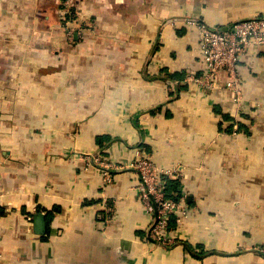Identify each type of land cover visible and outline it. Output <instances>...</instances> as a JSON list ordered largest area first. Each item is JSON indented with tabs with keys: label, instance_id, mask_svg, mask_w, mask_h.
Wrapping results in <instances>:
<instances>
[{
	"label": "crops",
	"instance_id": "1",
	"mask_svg": "<svg viewBox=\"0 0 264 264\" xmlns=\"http://www.w3.org/2000/svg\"><path fill=\"white\" fill-rule=\"evenodd\" d=\"M262 14L264 0H0V264H264V51L242 56L239 95L223 71L201 85L187 22ZM238 121L249 131H227ZM141 148L192 198L169 246L148 240Z\"/></svg>",
	"mask_w": 264,
	"mask_h": 264
},
{
	"label": "built area",
	"instance_id": "2",
	"mask_svg": "<svg viewBox=\"0 0 264 264\" xmlns=\"http://www.w3.org/2000/svg\"><path fill=\"white\" fill-rule=\"evenodd\" d=\"M187 22L199 33L197 47L204 66L203 75H192L189 80L212 87L216 85L218 75L223 71L229 73L228 88L239 95L242 56L256 58L264 51V14L237 20L223 29L199 18H189ZM92 160L102 170L104 184H111L114 180L115 164L101 154H96ZM132 166L142 180L138 187L141 200L148 214L153 217L148 240L161 245H172L177 241L174 232L187 227L193 213L191 205L187 202V193L181 191L178 199L166 197L164 178L177 177L178 169L158 168L144 148L139 149ZM172 218L175 220L174 226L170 225Z\"/></svg>",
	"mask_w": 264,
	"mask_h": 264
},
{
	"label": "trees",
	"instance_id": "3",
	"mask_svg": "<svg viewBox=\"0 0 264 264\" xmlns=\"http://www.w3.org/2000/svg\"><path fill=\"white\" fill-rule=\"evenodd\" d=\"M164 72H166V76L168 78H171L173 80L179 78L182 76V73L176 72V73H170L168 72V70H164ZM217 111L219 112L220 109H217ZM225 117L231 119V117L229 115H225ZM238 123L237 127H234V123L230 124L229 126H227V131L233 132V131H249V128L247 126V124H245L242 121H238L236 122ZM106 139L109 143L111 142L112 138L110 136H102V137H98V142L101 146L100 149H104L105 145L103 144V140ZM165 192H166V197H170V198H174V199H178L180 197L181 194V189H182V180L181 178H173V177H169L166 176L165 178ZM189 202L192 203V198L189 197L188 198ZM2 209V207L0 206V210ZM54 210H47V215L49 218H51L53 216V212ZM170 225L174 226L175 225V220L172 218L170 220ZM189 248H191V245H187Z\"/></svg>",
	"mask_w": 264,
	"mask_h": 264
},
{
	"label": "water",
	"instance_id": "4",
	"mask_svg": "<svg viewBox=\"0 0 264 264\" xmlns=\"http://www.w3.org/2000/svg\"><path fill=\"white\" fill-rule=\"evenodd\" d=\"M45 216L43 214H38L37 216V222H38V231L43 233L45 232Z\"/></svg>",
	"mask_w": 264,
	"mask_h": 264
},
{
	"label": "rangeland",
	"instance_id": "5",
	"mask_svg": "<svg viewBox=\"0 0 264 264\" xmlns=\"http://www.w3.org/2000/svg\"><path fill=\"white\" fill-rule=\"evenodd\" d=\"M260 249H264V245H262L261 247H259ZM261 252L264 253V251L260 250Z\"/></svg>",
	"mask_w": 264,
	"mask_h": 264
}]
</instances>
